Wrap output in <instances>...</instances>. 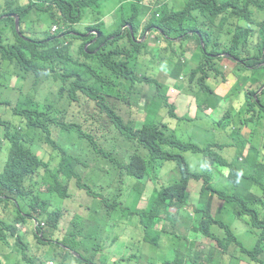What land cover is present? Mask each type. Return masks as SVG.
Wrapping results in <instances>:
<instances>
[{"label":"clouds","instance_id":"clouds-1","mask_svg":"<svg viewBox=\"0 0 264 264\" xmlns=\"http://www.w3.org/2000/svg\"><path fill=\"white\" fill-rule=\"evenodd\" d=\"M84 1L0 0L1 264H264V0Z\"/></svg>","mask_w":264,"mask_h":264},{"label":"trees","instance_id":"trees-1","mask_svg":"<svg viewBox=\"0 0 264 264\" xmlns=\"http://www.w3.org/2000/svg\"><path fill=\"white\" fill-rule=\"evenodd\" d=\"M103 2L104 0H85L84 1V8L78 9V13L81 12L82 10H84L83 12V16L88 15L91 12H95L98 9H102L103 8ZM187 10H194L196 12H199L201 14H203L205 17L209 18L210 20H215V12L212 9H202L200 7H196L194 6L191 2L187 3ZM99 15H102V13H100ZM166 18L165 16L158 21V25L166 30V35L167 36H171V35H178L180 33V27L181 25H179L178 23L174 22V21H165ZM165 35V40L168 42V47L167 50H173L174 49V45L171 41H168L167 36ZM128 37L130 39V42H132V35L131 33L128 34ZM254 81H258V82H264V68L263 70L255 75L253 77ZM151 122V121H150ZM152 126H149V129L152 133V136L154 139H160L162 137V134L167 138V137H172L173 139H177V140H181L180 137L178 136V132H176L175 130L161 124V123H152ZM156 129L161 131L162 134H159L156 132ZM154 131L156 132V134L154 135ZM89 137V136H87ZM82 144H85V140L84 138H82ZM56 146L60 149L63 150L64 154L62 156V160L68 164L71 162H81L82 158L80 157V151L77 150V152H71V149H69L67 152L59 145L56 143ZM194 152H200L198 149L196 150H192ZM94 172H96L97 174H103V169L99 166L96 170H94ZM209 174L214 177L215 179H219L218 175L213 172L208 170ZM103 178L99 177V176H94L93 178V182H102ZM114 227V225H110L109 226V230H111ZM16 233L15 230L12 231V236H14ZM7 237H4L3 239H6Z\"/></svg>","mask_w":264,"mask_h":264},{"label":"rangeland","instance_id":"rangeland-1","mask_svg":"<svg viewBox=\"0 0 264 264\" xmlns=\"http://www.w3.org/2000/svg\"><path fill=\"white\" fill-rule=\"evenodd\" d=\"M112 12H115V13L117 14V9L115 8V4H114L112 1H110V2H108V5H107V16H108V18H109V15H110ZM152 45H154V43H152ZM143 116L146 118V115H145V114H144ZM155 120H156V119H154V120H152V121H155ZM188 124H191L193 127H195V129H194V133H193V137H194L195 139L200 140V138L204 136V133H205L204 128H203L202 126L197 125V122H196V123L192 122V123H188ZM179 132L181 133L180 130H179ZM189 136L192 137L191 134L187 133V138H189ZM73 217H74V214H71V215L66 219V221H65V225L68 226V225L70 224V221L72 220ZM88 234H92V235H94V236H99L98 229L93 230V232L86 233L85 235H88ZM31 237H32V235L28 236L27 241H30V240H31ZM43 250H44V251H46V250H50V248H49V246H47V248H45V249H43ZM16 255H17V254H16ZM0 264H1V262H0Z\"/></svg>","mask_w":264,"mask_h":264}]
</instances>
